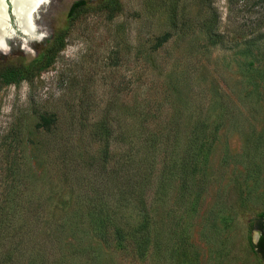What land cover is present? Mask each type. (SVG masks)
<instances>
[{"label":"rangeland","instance_id":"rangeland-1","mask_svg":"<svg viewBox=\"0 0 264 264\" xmlns=\"http://www.w3.org/2000/svg\"><path fill=\"white\" fill-rule=\"evenodd\" d=\"M33 20L0 47V264H264V0H48ZM165 128L171 157L96 195Z\"/></svg>","mask_w":264,"mask_h":264},{"label":"trees","instance_id":"trees-1","mask_svg":"<svg viewBox=\"0 0 264 264\" xmlns=\"http://www.w3.org/2000/svg\"><path fill=\"white\" fill-rule=\"evenodd\" d=\"M80 5H84V1H77L74 2L70 8V15L74 12H76L77 8H79ZM51 47L49 48V51H45V53L43 54V57H45V55L47 53L50 54V56H52L57 50H59V39L58 37H56L54 39V41L52 42V44L50 45ZM45 64H47V62H45ZM15 73V68L13 66L8 67L4 70H0V78H2L4 81V83H7L9 80H11L12 74ZM144 119V117H143ZM50 118L46 115H40V123L39 125L41 127H43L45 130L49 129V126L47 125L49 122ZM150 118L146 117L144 121H149ZM100 133L97 135L96 133H92V135L94 136H98L100 142L102 143L101 148H100V155L98 158V161L101 162L100 166L103 167V169H105V165L109 162L110 160V136H111V131L109 130V128H107L106 126H104L102 129H100ZM163 130V129H162ZM171 133V128H165L164 129V133L162 132H158L155 130H147L146 131V136L143 138H140V147H148L149 152L145 154L144 157H140L137 159H134V155L135 152L138 151L137 147L134 149L132 148V153L129 154L128 159H126V162L123 163V165L118 166V161L114 163L113 167L108 168L107 170H104L105 172V177H100L98 180L96 181H89L91 188L94 189L93 187H96L97 190L95 193L96 195H98V193L100 192V190L107 188L108 186V181H112L113 178H117L119 177L120 179L123 180V183H129L130 186H133V182L135 181L134 174H137V176L141 175V168L143 169L145 166H150V169L148 170V174H150L153 171L154 166L156 165L155 162H157L156 157L158 156V150H160L161 147V143L164 144L161 152L163 153V158L166 159L168 157H171V153H172V146L170 144V146H168V144L170 143V141H172L170 138H175V135H170ZM172 161V164H175V160L172 158H169ZM135 160V161H134ZM149 163V164H148ZM187 163V161H186ZM183 168V167H182ZM186 168V167H185ZM119 169V170H118ZM165 169V167H163V170ZM120 171L123 174L120 173ZM127 171H129V176H127ZM143 177V176H141ZM140 177V178H141ZM77 178V177H75ZM144 178H147L144 176ZM113 184V183H112ZM140 184V182L138 183V185ZM148 185V183H147ZM112 187V186H110ZM109 187V188H110ZM113 188H114V184H113ZM112 190V189H111ZM118 191V190H117ZM121 192V190H120ZM124 193V195H126V190L122 191ZM88 197V199L91 202V207L90 210L93 212V217L98 218L99 220H103L104 219V215H103V208L100 206V204H97L95 200L91 199L88 195H86ZM92 200V201H91ZM105 201V200H104ZM143 203V202H142ZM144 204V203H143ZM10 213L12 212H7L6 210H0V228H3L4 225H2V223L5 222V217L7 216V221L10 219ZM112 215L111 214H107L105 213V217H107V219H109ZM99 222V221H98ZM98 222H94V225H97ZM104 224H108L107 222H105ZM255 228L257 230L260 231V235L258 237V240L256 242V244L254 245V247L256 248V251L262 256L264 257V215L259 216L256 219L255 222Z\"/></svg>","mask_w":264,"mask_h":264},{"label":"bare ground","instance_id":"bare-ground-1","mask_svg":"<svg viewBox=\"0 0 264 264\" xmlns=\"http://www.w3.org/2000/svg\"><path fill=\"white\" fill-rule=\"evenodd\" d=\"M0 0V47L4 45V42H10L14 46H20L32 38V34L36 31V23L33 22L34 13L48 0H10L12 15L14 18V27L18 31H21L23 35H27V38L17 41L13 32V24L9 23L5 17L3 5ZM10 8V9H11ZM9 10V9H8ZM10 12V10H9ZM14 30V31H13Z\"/></svg>","mask_w":264,"mask_h":264},{"label":"flooded vegetation","instance_id":"flooded-vegetation-1","mask_svg":"<svg viewBox=\"0 0 264 264\" xmlns=\"http://www.w3.org/2000/svg\"><path fill=\"white\" fill-rule=\"evenodd\" d=\"M36 13V12H35ZM35 13H34V15H35ZM34 15H33V19H34ZM33 22H34V20H33Z\"/></svg>","mask_w":264,"mask_h":264},{"label":"water","instance_id":"water-1","mask_svg":"<svg viewBox=\"0 0 264 264\" xmlns=\"http://www.w3.org/2000/svg\"><path fill=\"white\" fill-rule=\"evenodd\" d=\"M258 236L256 235V240H257Z\"/></svg>","mask_w":264,"mask_h":264}]
</instances>
